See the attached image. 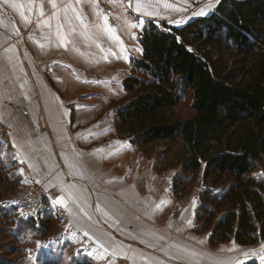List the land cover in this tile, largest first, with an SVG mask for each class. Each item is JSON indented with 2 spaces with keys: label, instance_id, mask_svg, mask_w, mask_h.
Here are the masks:
<instances>
[{
  "label": "trees",
  "instance_id": "16d2710c",
  "mask_svg": "<svg viewBox=\"0 0 264 264\" xmlns=\"http://www.w3.org/2000/svg\"><path fill=\"white\" fill-rule=\"evenodd\" d=\"M137 35L142 55L132 58V73L123 80L130 98L116 111L117 136L137 146L166 143L165 150L180 143L173 162L180 166L178 177L193 174L201 179L193 228L208 233L211 247L229 241L242 246L260 243L264 0H218L210 14L180 26L150 18ZM186 100L193 112L185 115L178 107L187 105ZM6 155L0 159L8 161L10 154ZM4 166L9 168L0 170V182L11 178L14 189V160ZM7 206L2 210L12 241L1 240L0 249L10 254L0 251V263L38 264L27 257V244L51 231L52 214L44 209L46 215L35 220L17 215L14 205ZM54 249L38 253L42 264L61 255L62 249ZM74 257L76 264L89 263L86 256ZM243 264L261 263L252 258Z\"/></svg>",
  "mask_w": 264,
  "mask_h": 264
},
{
  "label": "crops",
  "instance_id": "0c3cea01",
  "mask_svg": "<svg viewBox=\"0 0 264 264\" xmlns=\"http://www.w3.org/2000/svg\"><path fill=\"white\" fill-rule=\"evenodd\" d=\"M217 1L206 0L190 9L187 7L188 0H79L78 4L76 0H63L64 3L72 4L76 12L84 17L83 25L78 21H73L70 25L80 33L72 38L69 27L59 30L58 35L55 20L52 21L51 28L47 23H39L35 14L26 11L29 0H9V4L23 5L16 8L3 5L0 0V54H3L5 46H11V52L18 53L13 57L16 65L13 73H27L24 76V90L30 97L20 104L17 94H14L11 101L6 102V90L0 86V107L6 110L0 115L7 117V120H0V156L6 158V154L10 152L8 160H14V195L18 189L31 183L40 185L44 191L52 194L44 198V209H48L47 213L52 214L54 221L52 232L58 226H66L70 232L64 241L57 243L56 249L70 244L76 250L75 255L88 257L89 263L109 264L106 258L108 253L99 250L98 245L83 236V231L88 230L90 235L102 236L105 242L111 243V264H146L144 257L148 258L150 264H243L260 257L259 246L264 240L251 246L229 241L211 247L208 233L194 230L193 219L184 214L185 208L174 211L171 206L175 200L171 204L168 195L158 196L153 192L152 182L145 180V165L143 171L138 166L132 170L124 153L116 157L115 154L120 149L116 151L114 143L96 144L97 139L94 140L91 133L87 136L88 140L81 143L83 140L77 138L76 133L68 134L65 121L63 123L66 117L58 110L60 104L67 102L61 94V90L66 88V81L70 79L76 82V75L72 72H79L83 66L81 41L94 43V49H87L90 57L96 55L101 48V52L108 58L106 63L111 61V64H117L118 57L124 58L123 62L126 63L131 55L142 54L140 43L137 38L132 37L138 36L136 29H140L144 21L134 20L131 13L143 17L151 15V18L163 20L165 18H160L159 15L170 13L173 9L176 14H181V18L186 19L178 25L180 26L198 16L193 15L194 11L203 9L206 15L210 14ZM137 4L140 5L139 11L135 7ZM104 7L110 9V14L114 17H110L112 21H109L110 18L105 19ZM113 19V25L108 24ZM133 23L135 27L132 26ZM125 24L129 30H126ZM109 28L111 32L108 31ZM17 32L18 35H13ZM64 38L67 39L66 43L62 42ZM73 39L78 44L75 43L74 49L70 50L68 41ZM19 109H24L23 115ZM13 112L25 124L34 122L32 127L36 129V133L30 137L27 147L22 143L13 147L14 140L26 135L21 124L10 123L13 117L8 114ZM62 146H66L67 150L64 159H61ZM41 157L47 159L48 171L57 165L64 173L72 171L78 179L77 188L70 190L62 174L49 177ZM67 160L72 161L71 169L64 167ZM81 187L91 193L89 202L93 208L96 203L102 205L106 220L101 218L100 223L87 221L74 207L55 203L61 196L66 202L70 194L73 198L81 196ZM84 206L87 211H91L87 205ZM14 207L20 216L18 207L15 204ZM45 213L44 210L41 217ZM84 240L91 241L93 246L90 251L79 253L77 248ZM149 244L155 245V248L148 247ZM129 245L131 251H127ZM50 247L54 248H48ZM172 255L180 259H171ZM124 256L129 259L120 258Z\"/></svg>",
  "mask_w": 264,
  "mask_h": 264
},
{
  "label": "rangeland",
  "instance_id": "374dc122",
  "mask_svg": "<svg viewBox=\"0 0 264 264\" xmlns=\"http://www.w3.org/2000/svg\"><path fill=\"white\" fill-rule=\"evenodd\" d=\"M205 1L206 0H194V3H200L201 5ZM187 3V7L191 9L190 0H188ZM103 10H105V16L108 19L109 17H112L109 8L104 7ZM188 11L190 10L188 9ZM180 15L181 14H176V12L172 9L170 13H165L162 16L159 15L160 18H165L162 20L151 18V15L143 17L138 15L135 16V14L131 13V17L134 20L142 19L144 21V24L148 19L151 18L155 19L158 23H160L161 21H165L166 23L175 26H178L182 23V21L186 20L184 18H181ZM137 16L139 17V19H135V17ZM177 21H179V23H177ZM112 23H114V19L113 22H108V24L110 25ZM144 24L141 26V28L144 26ZM125 28L126 30H129V27L126 24ZM136 31L138 32L139 29H136ZM138 39L139 38L137 36V40ZM75 43L78 44V41H68V49H74ZM80 44L82 45L83 50H81L83 66L80 70L77 69V71L79 70V72H72L74 75H76L75 81L77 83L73 82L70 79L66 81V88L61 90V94L63 95V98L67 99V102L64 104H60L58 109L59 112L63 113L66 117L65 120H63V123L65 121V127L68 134L76 133V137L83 140L81 141V143H85L88 140L87 136H89L90 133L93 135H91V137L94 138V140L95 138L97 139L96 144L101 145L108 142L114 143L115 150L117 151L118 149H120L118 150V152H116V157L117 155H121L122 153H124L126 157L125 159L128 161L129 165H131L132 170H135L136 166H138V168L143 171V165H145V174L147 175L145 177V180L147 179L148 183L152 182V190L156 195H168L167 197L169 198V200L171 199V204L173 200L178 201V198H181V196H177L181 195L184 192H189V194L195 193L197 195L199 193V189L201 190L202 186L200 177L193 174H188V176L185 178L178 177L180 166L173 162L175 156L177 154H180V143H177L172 148L165 150V147L167 145L166 143L157 142L155 144L137 146L133 145L129 141V139H122L117 136L115 126L116 111L130 98V96L125 92L123 88V80L126 76L132 73V58L140 57L142 54L140 56L131 55L129 57V62L125 61L126 63L123 62L124 58L118 57L119 59L116 60L117 64H111V61H109L108 64L105 62L108 58H106V54H103L101 52V48L96 55L92 57L88 56L87 49H94V43H92V41L83 40ZM96 57H99V59ZM186 102L188 103L187 105L178 107L180 113H183L185 115L191 114L193 112L190 108V102L187 100ZM63 131L65 132V129H63ZM8 154H10V152ZM6 162H9V160L7 161L5 159H0V170H2V173L3 171L7 170V168H9V166H4L3 168V165ZM2 173L0 172V175ZM177 177L179 181L178 184L175 183L177 181ZM160 179H164L166 181V187L164 190L157 189V183ZM12 180L13 179L8 178L5 181L0 182V202H3L2 204L0 203V243L1 240L12 241L11 228L8 227V219L3 216L2 210L4 209V207H9L7 205H14V189L12 187ZM176 189L179 190L176 191ZM172 205L173 206H171V208L175 211L176 202H174ZM195 205L196 204H194V202H191V204H189L184 211V214L191 216L193 222L195 219ZM172 213L174 212L172 211ZM52 227H54V224ZM8 229H10V232ZM52 231L53 230L51 229V231L48 233L34 237V239H32L35 242L33 243L34 245L27 244V247H29V251L27 250L28 253H26L27 257H29L31 260L40 261L38 264H42V257L38 256V253H47V250L50 249L48 247L52 244L48 241V239H46V237H48L47 235H49ZM15 244L16 247H18V243L15 242ZM57 245V243H53L52 246L54 248H57ZM61 249L57 250L61 251V255H55L54 257L56 258H53L51 264H76L75 259L77 258L74 257V253L76 254V250L72 248L70 244H65V246ZM259 250L261 251L260 257H258L257 259L262 264L261 256H264V243L259 246ZM0 251H5V254L7 256L10 254V252L6 253L9 250H4V248L3 250L0 249ZM54 260L56 261V263H53L55 262ZM2 264L13 263L12 261H10L8 263ZM120 264L123 263L120 262Z\"/></svg>",
  "mask_w": 264,
  "mask_h": 264
},
{
  "label": "snow or ice",
  "instance_id": "6c2138e0",
  "mask_svg": "<svg viewBox=\"0 0 264 264\" xmlns=\"http://www.w3.org/2000/svg\"><path fill=\"white\" fill-rule=\"evenodd\" d=\"M3 5H7L13 8L16 7H23V5H16V4H9V0H2ZM76 3H79V0H76ZM136 10L139 11L140 5L137 4ZM47 9V10H46ZM26 11L33 13L37 17V21L41 24L47 23L48 27H52V21L55 20L57 22V28H58V35L60 34L59 30L64 29L65 27H69V35L72 38H76L80 33H78L77 29L75 27H70L73 21H78L81 25L84 24V17L82 14L77 13L76 9L72 4L64 3L63 0H29V4L27 6ZM69 13H73V15H69ZM193 15H199L204 16L206 15L205 11L201 9L199 12H193ZM107 20V17H105ZM135 19H139V17H135ZM29 23L31 21H28ZM179 23V21H177ZM135 27V23L132 25ZM109 32H111V28L108 29ZM13 35H18L17 33H13ZM133 39H136L137 37L134 35L132 37ZM62 42L66 43L67 39H62ZM74 42V39H73ZM119 42V41H117ZM14 55H18V53H12L11 52V46H5L3 48V54H0V86L3 87V89L6 90L5 95V101L10 102L11 98L14 94H17L18 100L20 104H23L25 101L29 100L30 97L28 93L24 90V76L27 75V73H24L23 75H15L13 73V69L16 68V65L14 63ZM18 81H20L18 83ZM11 106V105H10ZM6 111L3 107H0V113H3ZM21 115H23L24 109H19ZM9 116L13 117V119L10 121L12 125L15 124H21L22 128L26 132V135L20 136L17 140L13 141V147H16L18 143H22L23 146L27 147L30 143V137L35 135L36 129L32 127V124L34 122H29L27 124L20 121L18 118L15 117V112L8 114ZM0 120H7V117L0 115ZM7 134V133H5ZM63 148V154L61 156V159H64V156L67 155L66 146H62ZM23 163V161H20ZM41 162L44 166V170L47 171V175L49 177H53L55 174L59 173L64 175L65 180L69 184V189H75L78 185V179L77 176L73 174L72 171H69L67 173H64L62 169H59V166H54L51 171L47 170V159L45 157H41ZM65 168L71 169L73 167L72 161L67 160L64 164ZM23 170H21L22 172ZM68 177H71L69 180ZM39 182V181H37ZM55 186V185H54ZM81 196H77L73 198V195H69L67 198V202L63 196L55 200V203L58 205L65 206L67 204V207L72 208L74 207L79 214H82L87 221H92L94 223H100L101 218L106 220V216L104 215L105 209L102 208V205L100 203H96L95 207H92V204L89 202V197L91 193L86 189L81 187L80 189ZM63 191V190H62ZM87 205V208L91 209V211H87L85 206ZM97 214H100L99 216ZM23 215V213H21ZM95 217V220H94ZM71 223V222H70ZM191 223V221H189ZM88 227H91V225H88ZM83 236L85 238H88L94 242V244L98 245L99 250L108 253V256L106 257L109 261V264H111V243L105 242L103 240L102 236H98L95 234L90 235V232L88 230L83 231ZM143 243V240L141 241ZM148 247L155 248V245L149 244ZM127 251H131V246L129 245V248ZM122 259H129L128 256L120 257ZM171 259H180V257L176 255H172L170 257ZM144 260L146 264H150V261H148L147 257H144ZM262 264H264V256H261Z\"/></svg>",
  "mask_w": 264,
  "mask_h": 264
},
{
  "label": "built area",
  "instance_id": "2783aa9c",
  "mask_svg": "<svg viewBox=\"0 0 264 264\" xmlns=\"http://www.w3.org/2000/svg\"><path fill=\"white\" fill-rule=\"evenodd\" d=\"M191 9L195 8L197 3H194V0H190ZM110 18V17H109ZM109 21H112L111 18ZM2 134L0 129V135ZM166 187V181L164 179H160L157 183L158 190H164ZM52 196L51 193L44 191V189L36 184L31 183L23 188H20L16 191L13 199L14 204L18 207V210L23 213V217H31L35 220H39L43 211H44V198ZM176 201L175 211H180L183 208H186L191 202L194 204L199 203V196L195 193L187 194L184 197L178 198ZM59 215V212L58 214ZM59 228L55 229L54 232L47 235L46 239L52 243H59L64 241L70 234L69 229L64 226H58ZM93 243L89 240H84L82 244L77 248L78 252L90 251Z\"/></svg>",
  "mask_w": 264,
  "mask_h": 264
}]
</instances>
